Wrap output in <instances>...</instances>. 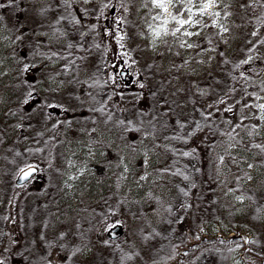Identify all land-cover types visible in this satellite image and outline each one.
<instances>
[{
	"label": "rangeland",
	"instance_id": "obj_1",
	"mask_svg": "<svg viewBox=\"0 0 264 264\" xmlns=\"http://www.w3.org/2000/svg\"><path fill=\"white\" fill-rule=\"evenodd\" d=\"M8 1L0 0V255L10 254L7 264L21 259L26 264H108L110 240L140 244V227L126 215L127 201L141 200L150 190L156 192L153 172L163 166L162 132L148 126L147 100L159 88L171 102L184 100L181 94L187 84L195 93L203 91L216 65L213 42L229 45L231 41L232 19L226 0H217L218 7L210 9L220 12L219 17L196 15L193 20L202 25L185 26L176 35L171 33L178 25L170 21L167 34L162 32L159 37L153 30L162 27L161 21L153 17H168L151 0H114L115 5L113 0H72L76 19L60 20L55 17L63 0H30L33 9L23 21H63V34L76 43L63 59H78L81 52L87 56L88 61L67 62L62 68L57 62L46 64L49 55L39 62L32 58L34 52L26 58V51L44 48L41 40L30 36V22L11 29L9 21L14 18L8 12ZM201 2L194 0L193 12H198ZM42 7L49 8L51 16L39 18L37 10ZM100 7L107 10L105 18L113 28L105 43L99 40L101 24L92 25L91 32L76 26V21H100ZM169 11L181 19L188 17L183 3ZM184 31L199 35L184 36ZM112 76L117 77L114 84L124 88L120 102L111 95ZM15 78L24 81L16 95L7 87ZM136 84L138 91L133 90ZM144 95L147 98L142 100ZM36 98L46 108L34 103L24 111ZM262 104L264 96L257 97L254 135L264 139V111L258 107ZM49 109L59 114L57 110L48 113ZM63 112L75 116L60 120ZM28 117L38 125L35 129L44 125L43 135L31 129ZM21 122L26 124L21 126ZM18 138L20 156L14 153ZM213 154L217 172L229 173L233 182L240 177L241 188L256 184L254 155L232 137L224 138ZM30 164H37L38 177L16 185L18 172ZM232 193L234 202L244 201L239 193ZM204 233L199 232L200 236ZM153 240L145 255L147 263L155 260L159 249Z\"/></svg>",
	"mask_w": 264,
	"mask_h": 264
},
{
	"label": "trees",
	"instance_id": "obj_2",
	"mask_svg": "<svg viewBox=\"0 0 264 264\" xmlns=\"http://www.w3.org/2000/svg\"><path fill=\"white\" fill-rule=\"evenodd\" d=\"M225 2L232 19L231 41L229 45L213 42L217 50L216 65L209 72L203 91L195 93L187 84L185 93L181 94L184 100L171 102L159 88L156 95L147 100L151 122L148 126L162 132L159 144L163 166L160 171L153 172L157 179L153 186L156 192L150 190L141 200L127 201L126 215L140 227V244L110 240L108 264H264V139L254 135L257 128L254 102L257 97L264 96V0L259 3L257 0ZM8 4V12L14 18L9 21L11 29H18L22 22H30L23 21L28 18L26 12L33 9L30 0H9ZM60 4L56 20L68 16L76 19L74 11L77 9L72 0H63ZM111 4L115 5V1ZM43 7L37 10L41 19L51 16L49 8ZM98 14L100 21L85 24L76 21V26L91 32L92 25L101 24L99 40L105 43L108 31L111 37L113 28L110 29L106 21V9L100 7L97 17ZM56 20L29 23L30 36L41 40L44 49L26 51V58L34 52L32 58L36 57L39 62L49 55L46 64L57 62L60 67L67 62L88 61L83 52L78 59H63L76 43L69 34H63V21ZM112 78L111 95L120 102L124 88L114 84L117 77ZM23 86L24 81L15 78L7 87L16 95ZM136 89H139L137 84L133 90ZM146 98L145 95L141 97L142 100ZM141 99H136L137 105ZM36 103L46 108L44 102L37 100ZM28 110L25 106L24 111ZM18 111L21 110L16 109ZM28 118L26 122L35 129L38 125ZM18 125L16 119L15 128ZM191 126L194 127L191 129ZM41 129L35 131L40 134ZM226 137H232L236 144L254 155L258 173L256 184L251 187L241 188L240 177L233 182L229 173L216 171L214 149ZM20 139L15 141V155L21 152L17 146ZM232 192L239 193L244 201L234 202ZM202 230L205 233L200 236ZM229 232L233 235L226 236ZM153 239L159 243V249H156L155 260L147 263L145 255ZM21 256L19 253V258ZM9 259L10 254L5 251L0 255L3 264L9 263ZM17 264L26 262L21 259Z\"/></svg>",
	"mask_w": 264,
	"mask_h": 264
},
{
	"label": "snow or ice",
	"instance_id": "obj_3",
	"mask_svg": "<svg viewBox=\"0 0 264 264\" xmlns=\"http://www.w3.org/2000/svg\"><path fill=\"white\" fill-rule=\"evenodd\" d=\"M257 2H261V0H257ZM183 3L185 5V10L188 13V17L185 19L179 18L178 15H173L172 12L169 11L170 7H176L177 4ZM194 3V0H151V4L155 9L160 10L161 13L166 14L168 18L161 19L160 15H156L153 17L154 20H160L161 21V28L154 29L153 30V35L155 37H159L161 33L163 32L164 34H167V28L166 25L172 21L178 27L175 28V30L171 33L172 35H176L177 32H181V29L185 28V26H192V25H202L201 21H194L193 17L196 15L200 16H214V17H219L220 12H211L210 9L218 7L217 0H202V2L198 5V12H193L192 10V5ZM0 7H3V5H0ZM216 21H213V26H215ZM222 31H227L226 28H223L221 26ZM184 36H192V35H199V33H192L189 31H184L182 33ZM253 36L256 35L255 32L252 33ZM120 40L123 39V37H119ZM189 48L193 47V45L188 44L187 45ZM244 63H247V61H244ZM262 111H264V104L258 106ZM23 172L24 170L21 169ZM0 264H3V261H0Z\"/></svg>",
	"mask_w": 264,
	"mask_h": 264
},
{
	"label": "water",
	"instance_id": "obj_4",
	"mask_svg": "<svg viewBox=\"0 0 264 264\" xmlns=\"http://www.w3.org/2000/svg\"><path fill=\"white\" fill-rule=\"evenodd\" d=\"M122 74H124V72H121ZM24 171H20L16 177V184L20 185L24 182H26L32 175H34L35 173H37V168L33 165H30L26 168L23 169ZM117 228V227H116ZM115 228V229H116Z\"/></svg>",
	"mask_w": 264,
	"mask_h": 264
},
{
	"label": "flooded vegetation",
	"instance_id": "obj_5",
	"mask_svg": "<svg viewBox=\"0 0 264 264\" xmlns=\"http://www.w3.org/2000/svg\"><path fill=\"white\" fill-rule=\"evenodd\" d=\"M125 89H126V86H125ZM33 100H40L39 98H36V99H33ZM51 110H57V109H49V111ZM57 113L59 114V111L57 110ZM69 117V114L67 112H63V115H61V118L60 120H65V118H68ZM41 128L43 129V127L41 126ZM41 129V130H42ZM40 135H43V130L40 132ZM43 138V137H42ZM39 174L33 176V177H38Z\"/></svg>",
	"mask_w": 264,
	"mask_h": 264
}]
</instances>
